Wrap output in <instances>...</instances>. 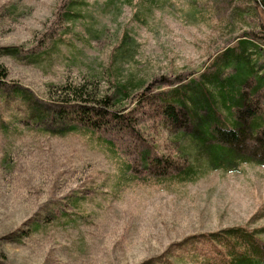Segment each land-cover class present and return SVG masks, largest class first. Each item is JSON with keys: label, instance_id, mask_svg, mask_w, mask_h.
<instances>
[{"label": "rangeland", "instance_id": "obj_1", "mask_svg": "<svg viewBox=\"0 0 264 264\" xmlns=\"http://www.w3.org/2000/svg\"><path fill=\"white\" fill-rule=\"evenodd\" d=\"M62 1L0 0V48L46 50V35L58 23ZM86 2L83 15L72 25L70 41L75 47L63 44L59 53L51 55L50 65L34 60L35 55L23 61L0 59L9 71L4 79L8 86L27 87L42 102L57 100L49 93L50 85L95 75L107 77L101 85L103 93H114L116 83L132 75L146 81V94L168 91L174 84L201 82L203 75L212 78L215 70L209 67L210 61L236 45L241 36L240 31L221 36L205 25L190 23L181 15L187 9L183 0L175 1L174 7L159 5L146 24L134 20L131 6L120 10L119 1L109 5L107 0ZM259 16L264 23V14ZM124 34L129 45L136 43V52L119 74V68L111 65V55ZM255 35L262 37L260 32ZM213 81H205L206 89L224 88ZM122 96L118 94V100ZM257 101L264 111V96L259 95ZM133 106L128 101L123 108ZM152 112L145 109L146 116L140 117L148 145L169 159L199 165L197 180L184 184L152 178L141 168V149L137 154L130 151L127 140L116 160L90 134H44L32 129L25 122L27 107L0 96V264H142L191 235L264 227V166L250 162L234 170L207 171V157L202 151L198 154L200 149L187 132L182 145L188 154L196 151L198 155L193 161L190 154L179 159L173 134L161 119L156 121L157 112L149 116ZM2 119L11 121L6 130ZM243 151L242 159L250 160L249 150ZM120 158L134 160L136 169L122 177ZM73 192L90 198L86 215L69 222L43 223V233L26 236L47 203Z\"/></svg>", "mask_w": 264, "mask_h": 264}, {"label": "trees", "instance_id": "obj_2", "mask_svg": "<svg viewBox=\"0 0 264 264\" xmlns=\"http://www.w3.org/2000/svg\"><path fill=\"white\" fill-rule=\"evenodd\" d=\"M107 1L108 5L119 1L122 5L120 10L123 5L131 6L134 20L146 24L155 8L166 4L174 7L177 0ZM183 1L187 2V9L183 8L181 15L190 23L205 25L211 31L221 32V36L235 35L240 31L237 44L227 47L210 61L209 67L215 70L212 78L203 75L199 78L201 82L192 80L171 85L168 91L146 94V81L132 75L123 83H116L111 94L101 92V85L106 83L107 77L95 75L57 86L50 85L49 93L55 95L57 100L42 102L27 87L8 86L4 79L8 77L9 71L0 63V96L7 102L26 106L25 122L44 134H90L116 160L119 147L124 146L121 144L129 143L130 151L135 154L141 149L138 154L141 168L149 171L152 178L161 181L193 182L201 177L197 172L199 165H186L169 159L161 154L159 148L148 145L147 138L142 134L141 118L142 114L143 118L146 116L145 109L153 110L149 116L157 112L154 114L156 121L161 119L167 132L173 134L172 141L177 147L179 159L185 160L190 154L193 161L202 151L207 157L204 166L210 172L234 170L241 163L254 162L264 166V123H261L264 111L257 101L259 95L264 96V43L259 41V38L264 40V23L259 16L264 14V0ZM86 3V0L62 1L58 23L54 24L53 33L46 35L49 45L46 50L36 53L25 46L5 47L0 48V59L23 61L35 55L34 60H45L50 65L51 55L59 53L63 44L75 47L70 41L74 35L72 25L83 15ZM257 32L262 37L255 35ZM44 41V38L40 39L42 44ZM133 46L128 44V37L124 34L114 49L111 65L119 68V74L122 65L134 60L136 48ZM109 75H114L113 70H110ZM117 78L112 82H116ZM210 80H214L213 85L221 83L224 88L214 90L212 86L206 89L205 81ZM118 94L123 95L120 100ZM50 101L55 104L50 106ZM128 101L134 106L123 108ZM10 123L2 119V129L6 130ZM189 124H192V129ZM186 132L190 133L192 142L200 149L198 154L196 151L188 154L187 147L182 145L183 138L188 137ZM244 149L249 150L250 160L242 159ZM133 164L134 160L121 159L120 168L124 171L121 176L126 171L133 172V168L136 169ZM175 173L178 175L174 176ZM89 201V197L73 192L60 201L47 203L42 212L37 213L26 236L43 233L44 225L58 224L62 220L74 221V216L83 217L87 214L86 205ZM263 238L264 227H234L191 235L172 243L162 254L142 264H264Z\"/></svg>", "mask_w": 264, "mask_h": 264}]
</instances>
